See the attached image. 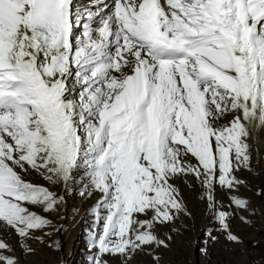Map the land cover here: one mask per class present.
I'll list each match as a JSON object with an SVG mask.
<instances>
[{
  "label": "snow or ice",
  "instance_id": "1",
  "mask_svg": "<svg viewBox=\"0 0 264 264\" xmlns=\"http://www.w3.org/2000/svg\"><path fill=\"white\" fill-rule=\"evenodd\" d=\"M256 127L264 128V0H113L111 9L103 0H0V222L25 254L51 226L28 205L50 212L66 203L25 180L29 170L66 189L86 181L82 196L100 193L86 230L89 264L169 249L173 236L154 226L190 215L174 183L189 175L206 187L227 241L243 243L214 189L245 183L235 172L251 170ZM231 201L251 209L237 194ZM207 237L219 239L212 229ZM13 251L0 240V264H20Z\"/></svg>",
  "mask_w": 264,
  "mask_h": 264
},
{
  "label": "rangeland",
  "instance_id": "2",
  "mask_svg": "<svg viewBox=\"0 0 264 264\" xmlns=\"http://www.w3.org/2000/svg\"><path fill=\"white\" fill-rule=\"evenodd\" d=\"M191 159L195 164V158L191 157ZM258 160V153L255 152L254 155L252 154V164ZM17 171L20 170L17 169ZM240 172L241 169L236 171L235 175L241 180ZM21 174L24 179L27 178L25 180L46 186L51 191L63 195L66 203L50 212H45L40 206L28 205L30 210L51 221L50 227L44 229L43 232L35 233L37 236H43V243L37 242L35 239L27 241L31 247L36 249L32 255L24 253L21 246L22 241L15 231L0 222V240L5 241L14 249L13 252L6 254L18 257L20 264H89L88 257L91 253L86 230L92 223L90 210L93 206L90 208L87 203L93 198L98 200L100 193L93 192L91 196L80 195L83 190L82 184L86 183L80 179H75L66 189L63 183L53 184L34 170ZM181 179L186 182L187 188L180 191L190 215L181 214L174 224L161 225L157 223L154 226V231L161 238L167 235L173 236L171 247L169 249L146 248L134 255L128 264H157L154 255L160 257L159 264H264V226H262L264 221L258 212L259 209L248 218L251 221L250 224L244 223L241 220L240 210L235 209V205L232 204L231 194L226 192L227 188L219 184L215 186L214 195L217 209L234 213L231 217L232 231L239 235L243 241V244L231 243L219 230V225L214 219L213 211L206 199V187L201 180L194 175L182 176ZM61 188H63L62 191ZM235 193L239 195L241 192L237 189ZM257 193H259L258 199L264 201V196L260 194L264 192L259 190ZM144 218L140 217V219ZM173 228L178 232L173 231ZM209 229H212L213 234L219 237L217 242H212L207 237ZM10 237H15L14 244L9 242ZM56 242H59V248H57ZM244 257H246L245 260ZM104 258L108 264H124V259L119 255H106Z\"/></svg>",
  "mask_w": 264,
  "mask_h": 264
},
{
  "label": "bare ground",
  "instance_id": "3",
  "mask_svg": "<svg viewBox=\"0 0 264 264\" xmlns=\"http://www.w3.org/2000/svg\"><path fill=\"white\" fill-rule=\"evenodd\" d=\"M92 2H93V0H87L86 2H84V0H74V3L76 4L77 7H84V4L86 5V7H89ZM103 2L109 6V9H111V6L113 4V0H103ZM162 2H163V0H162ZM230 119H231V116L226 117V120H230ZM253 133H254L253 137L250 140V144L252 147V154L254 155V153L257 152L259 160L256 163L252 164L251 170L241 168V172H240L241 180H243L245 183L242 184L238 188L241 192V193H239V195L240 196L242 195L241 198H245V199L249 200L251 209L249 211H241L240 210L239 212H240V214H242L241 216H245V217L249 218L257 209H259L258 212H260V215L262 216L261 219L264 221V205H263L264 201H263V199H258L259 193H257V191H259V190L264 192V128L256 127V128H254ZM187 159L191 160V162L194 163V160L191 159V157L187 158ZM25 179H27V178H25ZM174 183L176 186L179 187V189L181 191L184 188H187V186H185L186 182H184L181 179V177L176 178L174 180ZM62 190H63V188H61V191ZM226 192H227V194H231V196H232L233 194H236L235 192H237V189H234L232 191L227 189ZM96 202H97V200H95V198H93V199L89 200L87 205L91 208V206H94L96 204ZM262 226H264V222H263ZM9 242L11 244H14L15 243V237L14 238L10 237ZM243 259L245 260L246 257H244ZM221 260H222V258H221Z\"/></svg>",
  "mask_w": 264,
  "mask_h": 264
}]
</instances>
